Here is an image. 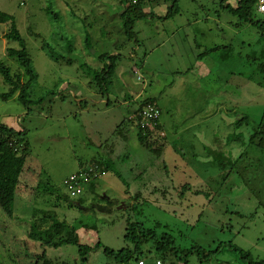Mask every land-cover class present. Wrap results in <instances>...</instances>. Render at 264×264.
Returning <instances> with one entry per match:
<instances>
[{"label":"rangeland","instance_id":"rangeland-1","mask_svg":"<svg viewBox=\"0 0 264 264\" xmlns=\"http://www.w3.org/2000/svg\"><path fill=\"white\" fill-rule=\"evenodd\" d=\"M228 3L235 7L237 0ZM172 5L143 1L145 16L130 14L128 35L123 0H0L39 75L29 109L17 95L0 97V122L27 130L29 144L27 153H7L23 165L17 186L0 193V264H83L77 246L50 248L29 239L35 212L74 226L91 249L100 242L116 252L132 247L124 239L128 222L160 224L158 234L169 233L184 249L232 243L264 261V150L249 144L264 116L262 30L241 25L222 0H177L179 13L166 18ZM11 27L0 23V60L26 82L8 56L20 48L6 38ZM112 61L115 70L103 77ZM9 90L0 74V94ZM149 99L165 125L159 152L146 149L129 122ZM243 117L248 124L237 131L234 123ZM238 132L246 144L228 146ZM212 151L234 164L215 162ZM105 162V176L72 198L65 179ZM245 262L227 249L211 264ZM87 264L120 263L100 248Z\"/></svg>","mask_w":264,"mask_h":264},{"label":"trees","instance_id":"trees-1","mask_svg":"<svg viewBox=\"0 0 264 264\" xmlns=\"http://www.w3.org/2000/svg\"><path fill=\"white\" fill-rule=\"evenodd\" d=\"M143 1L145 0H123L127 8L122 16L124 17V25L128 35L132 34L134 24V21L130 18V14L134 13L136 18L145 16L141 9ZM258 2L259 0H237V5L233 7L228 3V0H222L223 6L238 17V21L241 25H255L259 27L262 30V37L264 38V19H257L259 15ZM47 12L49 15L52 14L54 18L59 17L58 14H53V12L49 9H47ZM178 13L179 8L177 6V0H173V5L168 9L166 18L173 17ZM7 22H11L12 27L11 32L6 35V38L9 41L18 42L20 46L19 49H8V56L10 58H15L19 62L21 67L24 69L27 81H22L21 75L14 76L10 67L0 60V74L3 76L4 81L10 86L9 92L0 94V97L2 100L6 101L17 95L18 101L29 109L30 105L33 104V100L29 97V91L37 83L39 75L34 67L32 57L26 47V42L17 28L14 18L7 13L0 12V23ZM238 25L239 24H237V27ZM215 50L216 49L210 50L209 52L207 51V54L214 52ZM117 56L119 55H115L111 58L113 59ZM259 58L264 59V49H262ZM259 69L264 71V64H260ZM114 70L115 65L112 61L109 65V69L104 70L101 75L103 77H106V75L107 77H111ZM41 100L42 99H39L38 101ZM147 104L158 107L153 100L149 99L141 103L137 112L142 108V106ZM161 117L156 125L147 128H143L140 125L138 118L133 117L129 120V122L135 124L136 126L138 140L148 150L156 152L162 151V146L158 147V145L161 141L166 139V134L161 123ZM248 121V117H243L242 119L236 121L234 123L235 129L239 131L243 126L248 124ZM244 137L245 135L243 132L231 134L227 138V145L230 146L231 144L241 142L242 140L245 142L244 144H246ZM249 144L264 150V116L258 123L257 127L253 130V136L250 138ZM28 146L27 130L19 131L0 122V193L4 190V188L7 189L8 187L17 186L19 183L18 168L23 165V161L21 159H11L7 156V153L24 154L28 152ZM212 152L214 153L215 162H227L228 164H234L233 159L226 156L223 152ZM7 161H10L13 165H7ZM95 165L105 171L108 167V163L106 162L95 163ZM94 182L95 180L88 186L91 187ZM85 189L86 187L84 188L83 193L75 198L83 196ZM108 204L113 206L114 202L109 199ZM97 208L103 213L111 210L110 207L106 206H98ZM36 214L37 213L35 212L34 219L31 221L29 239L50 248H59L65 245L77 246L83 264L88 263L90 252H95L100 248H103L105 254L109 257H115L117 262L120 264H130L131 262L139 264L142 260H144L146 264H149L148 260L152 258L153 255H156L155 261H160L161 264H190V258L194 256L197 257V264H211L216 256L222 254L227 249L242 255L243 259L249 261L245 262V264H264V261L254 262L250 253L243 252L232 243L220 244L214 250H207L198 245L184 249L176 243L174 238L169 233L164 232L162 234H158V231L163 228L160 224H157L153 229H147L142 223L128 222L124 239L132 247L124 248L116 252L108 247H104L100 242L97 247L91 249L89 246L81 244L77 235V229L74 226H71L66 221H61L50 212L38 215ZM145 246L149 247L144 249Z\"/></svg>","mask_w":264,"mask_h":264},{"label":"built area","instance_id":"built-area-1","mask_svg":"<svg viewBox=\"0 0 264 264\" xmlns=\"http://www.w3.org/2000/svg\"><path fill=\"white\" fill-rule=\"evenodd\" d=\"M258 13L264 15V0H259L258 2ZM161 115L162 112L158 107L147 104L142 106L138 112H135L134 118H138L140 125L143 128H147L156 125L160 120ZM105 174V170L93 165L87 168H81L77 172L71 174L65 179L64 184L68 188L70 195L75 198L80 196L83 193L84 188L92 181L98 180L105 176ZM139 264H146V262L142 260ZM155 264H161V262L157 261Z\"/></svg>","mask_w":264,"mask_h":264},{"label":"crops","instance_id":"crops-1","mask_svg":"<svg viewBox=\"0 0 264 264\" xmlns=\"http://www.w3.org/2000/svg\"><path fill=\"white\" fill-rule=\"evenodd\" d=\"M161 123H162L164 131H165V125H164V122L162 120H161Z\"/></svg>","mask_w":264,"mask_h":264}]
</instances>
